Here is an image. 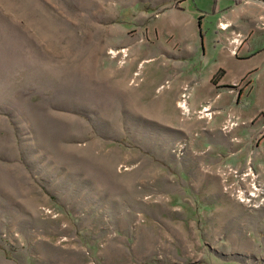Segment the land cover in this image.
<instances>
[{
	"label": "rangeland",
	"instance_id": "1",
	"mask_svg": "<svg viewBox=\"0 0 264 264\" xmlns=\"http://www.w3.org/2000/svg\"><path fill=\"white\" fill-rule=\"evenodd\" d=\"M201 1L0 0V264H264V111L172 82Z\"/></svg>",
	"mask_w": 264,
	"mask_h": 264
},
{
	"label": "crops",
	"instance_id": "2",
	"mask_svg": "<svg viewBox=\"0 0 264 264\" xmlns=\"http://www.w3.org/2000/svg\"><path fill=\"white\" fill-rule=\"evenodd\" d=\"M201 3L202 9L212 14L208 22L213 20V26L202 23L198 27L200 41L178 62V69H173V86L179 89L189 84L193 108L212 98L215 125L229 111L251 120L264 111V0H243L241 7L238 0ZM219 18L245 39L234 47L226 37L228 29L217 25Z\"/></svg>",
	"mask_w": 264,
	"mask_h": 264
},
{
	"label": "built area",
	"instance_id": "3",
	"mask_svg": "<svg viewBox=\"0 0 264 264\" xmlns=\"http://www.w3.org/2000/svg\"><path fill=\"white\" fill-rule=\"evenodd\" d=\"M236 37H237V38H233L232 40H230L234 47H235L236 45H238V43L242 40V39H240V34H239V33H237ZM233 51H234V49H233ZM249 196L254 197L255 194H254V193H250ZM251 197L248 198L246 201H252V200H251V199H252ZM263 200H264V199H263Z\"/></svg>",
	"mask_w": 264,
	"mask_h": 264
},
{
	"label": "bare ground",
	"instance_id": "4",
	"mask_svg": "<svg viewBox=\"0 0 264 264\" xmlns=\"http://www.w3.org/2000/svg\"><path fill=\"white\" fill-rule=\"evenodd\" d=\"M184 102V101H183ZM182 106H184L185 107V105L183 104ZM186 108V107H185ZM238 197V196H237Z\"/></svg>",
	"mask_w": 264,
	"mask_h": 264
}]
</instances>
